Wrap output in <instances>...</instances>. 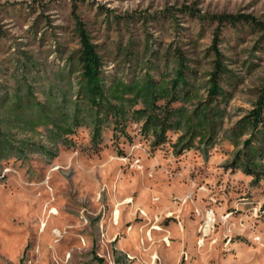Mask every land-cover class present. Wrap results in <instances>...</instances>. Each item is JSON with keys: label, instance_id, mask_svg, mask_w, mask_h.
Masks as SVG:
<instances>
[{"label": "rangeland", "instance_id": "obj_1", "mask_svg": "<svg viewBox=\"0 0 264 264\" xmlns=\"http://www.w3.org/2000/svg\"><path fill=\"white\" fill-rule=\"evenodd\" d=\"M74 2L110 78L170 79L182 53L204 96L220 31L225 128L264 86V29L214 17L264 23V0H0V264H264V180L229 139L156 144L141 103L89 115Z\"/></svg>", "mask_w": 264, "mask_h": 264}, {"label": "trees", "instance_id": "obj_2", "mask_svg": "<svg viewBox=\"0 0 264 264\" xmlns=\"http://www.w3.org/2000/svg\"><path fill=\"white\" fill-rule=\"evenodd\" d=\"M73 15L81 45L78 62L84 77L77 96L87 103L90 116L99 117L102 112L107 114L116 110L123 112L128 105L141 103L143 107L139 112L156 144L165 142L168 132L174 130L179 132L175 143L177 149L182 147L183 151L198 146L206 150L223 135L236 149L228 163L229 168L252 176L253 183L264 180V86L252 108L231 127L225 128L230 92L223 87V82L231 80V70L221 59L220 31H217L212 47L217 58L206 82V94L202 96L190 82L191 68L182 53L176 55L175 76L170 79H157L150 74L131 80L110 78L105 73L98 44L93 42L86 23L77 14V2H74ZM214 17L221 25L247 22L264 29V23L251 15Z\"/></svg>", "mask_w": 264, "mask_h": 264}, {"label": "bare ground", "instance_id": "obj_3", "mask_svg": "<svg viewBox=\"0 0 264 264\" xmlns=\"http://www.w3.org/2000/svg\"><path fill=\"white\" fill-rule=\"evenodd\" d=\"M118 213H119V210L116 211L117 216H118Z\"/></svg>", "mask_w": 264, "mask_h": 264}]
</instances>
